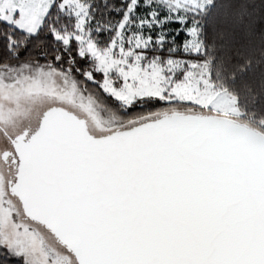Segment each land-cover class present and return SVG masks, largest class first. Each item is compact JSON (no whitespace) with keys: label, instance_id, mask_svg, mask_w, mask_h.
Returning <instances> with one entry per match:
<instances>
[{"label":"snow or ice","instance_id":"obj_1","mask_svg":"<svg viewBox=\"0 0 264 264\" xmlns=\"http://www.w3.org/2000/svg\"><path fill=\"white\" fill-rule=\"evenodd\" d=\"M262 62L264 0H0V264H264Z\"/></svg>","mask_w":264,"mask_h":264},{"label":"trees","instance_id":"obj_2","mask_svg":"<svg viewBox=\"0 0 264 264\" xmlns=\"http://www.w3.org/2000/svg\"><path fill=\"white\" fill-rule=\"evenodd\" d=\"M257 59H259V44L257 45ZM264 81V62L255 67L254 71L247 77L239 80L235 85L236 90L240 91L241 95H245L246 86H251L254 90L260 91L261 82ZM5 264H19L16 260L6 261Z\"/></svg>","mask_w":264,"mask_h":264}]
</instances>
